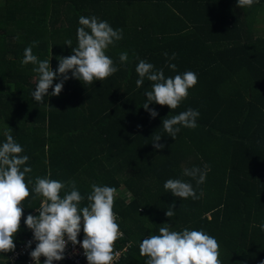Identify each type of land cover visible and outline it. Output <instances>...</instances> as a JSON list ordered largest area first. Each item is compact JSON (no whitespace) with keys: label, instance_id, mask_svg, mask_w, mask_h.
I'll use <instances>...</instances> for the list:
<instances>
[{"label":"trees","instance_id":"trees-1","mask_svg":"<svg viewBox=\"0 0 264 264\" xmlns=\"http://www.w3.org/2000/svg\"><path fill=\"white\" fill-rule=\"evenodd\" d=\"M81 16L98 17L123 38L106 50L119 71L86 85L64 82L58 96L35 102L34 65H23L26 47L40 60L68 57L77 45ZM264 0L237 7V0H0V144L10 131L29 160L26 182L45 177L75 181L81 207L91 185L117 189L114 212L123 233L115 244H128L115 264H146L139 243L170 223V229L202 230L219 244L221 264L264 262ZM262 32V33H261ZM51 49V52H50ZM128 53L121 64L119 55ZM176 59L169 61L164 53ZM143 59L163 68L165 77L186 71L197 84L174 110L142 106L135 68ZM176 65L172 71L166 67ZM71 77V73H68ZM61 78L54 79L53 87ZM198 110L197 127H181L173 140L162 121L187 109ZM161 135L162 150L153 148ZM210 171L203 184L183 176L185 168ZM22 170V169H21ZM168 179L191 183L199 199L173 197ZM32 184L29 183L31 190ZM64 192H61V196ZM32 193L22 204L17 246L28 236L24 219L39 206ZM175 216L167 218L169 205ZM11 253V252H10ZM9 253H0V264ZM67 264V263H66Z\"/></svg>","mask_w":264,"mask_h":264},{"label":"clouds","instance_id":"clouds-1","mask_svg":"<svg viewBox=\"0 0 264 264\" xmlns=\"http://www.w3.org/2000/svg\"><path fill=\"white\" fill-rule=\"evenodd\" d=\"M258 2L259 0H237V7H251ZM78 24L77 45L72 47L71 39L65 41V46L71 48L72 54L57 57L58 67L55 71L50 68L51 56L50 59L40 60L33 54L32 47L36 42L26 47L23 53L21 63L34 65L32 71L36 74L32 97L35 102L50 109L52 107L45 103L50 88V95L58 96L64 82L70 78L92 85L94 81H102L119 71L113 60L106 55V50L123 38V30L113 29L107 21L95 16H81ZM164 55L169 61L176 59L175 53L171 57H168L167 52ZM119 61L121 64L126 63L128 53H120ZM166 67L176 70V65L171 62ZM135 71L138 75V89L144 86L145 80L150 82V87L143 92L146 99L142 107L151 118H155L158 113L149 109L150 104L174 110L187 98L188 90L198 82L197 75L192 71L166 78L163 68L156 69L143 59L138 61ZM68 73H71V77ZM58 78L61 79L53 87L54 79ZM198 117V110L189 108L163 119V131L174 140L181 127L196 128ZM5 137V142L0 144V253L14 252V237L20 230L23 216L22 204L34 193L36 197L42 198L36 210L38 215L29 214L24 219L26 228L33 234L32 240L25 247L31 248L32 241L36 242L34 250L29 253L33 264H40L41 257H44V264L61 261L69 243L73 246L80 245L87 264H113L118 255L114 250L115 242L123 235L114 212L117 189L93 183L90 194L86 196L88 204L81 207L85 196L81 195L74 180L62 182L52 179L49 171L45 177H36L34 182H26V174L32 171L31 167L24 166L29 157L22 155L24 149L14 140L10 131L5 132ZM160 140L161 135L153 137L154 149L162 150L165 147L158 143ZM210 170L207 164L202 167L193 166L185 168L183 176L191 178L199 186L205 182ZM29 183L33 185L31 190ZM163 187L173 197L180 199L195 200L203 195L202 190L197 195L193 185L182 179H168ZM174 208V204L168 206L165 212L167 218L175 216ZM81 225L84 238L78 241ZM259 227L264 230V224ZM139 253L147 257L146 264H221L219 244L214 237L202 230H171L170 223L161 225L158 235L143 239L139 243Z\"/></svg>","mask_w":264,"mask_h":264},{"label":"built area","instance_id":"built-area-1","mask_svg":"<svg viewBox=\"0 0 264 264\" xmlns=\"http://www.w3.org/2000/svg\"><path fill=\"white\" fill-rule=\"evenodd\" d=\"M40 206V205H39ZM39 208V207H38ZM34 209L33 215H38L36 210ZM32 232H29V236L22 242L20 243L17 248H15L14 252L9 253L4 259H3V264H33V261L31 260L29 253L30 251L34 250L36 242L32 241L31 248H26L25 245L27 244L28 241L32 240ZM84 238L83 234V228L81 225V232L78 236V241H82ZM66 239V237H65ZM116 244V242H115ZM129 245L124 244L121 248L115 247L114 250L118 254L113 261V264L117 263L121 257L127 253ZM87 264V260L83 255V250L80 247L79 244L73 246L71 243H69L66 246L65 252H64V259L61 261H53V264ZM40 264H44V257L40 258Z\"/></svg>","mask_w":264,"mask_h":264},{"label":"rangeland","instance_id":"rangeland-1","mask_svg":"<svg viewBox=\"0 0 264 264\" xmlns=\"http://www.w3.org/2000/svg\"><path fill=\"white\" fill-rule=\"evenodd\" d=\"M260 27H261V28H264V26L262 27V25H260ZM261 33H262V32H261ZM116 196H117V195H116ZM41 199H42V198H40L39 205H40V203H41ZM38 207H39V206H38ZM38 207H37V208H38ZM33 213H34V210H33L30 214L33 215Z\"/></svg>","mask_w":264,"mask_h":264}]
</instances>
